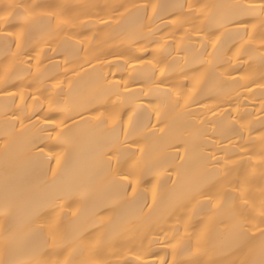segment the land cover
Returning a JSON list of instances; mask_svg holds the SVG:
<instances>
[{"label": "bare ground", "instance_id": "bare-ground-1", "mask_svg": "<svg viewBox=\"0 0 264 264\" xmlns=\"http://www.w3.org/2000/svg\"><path fill=\"white\" fill-rule=\"evenodd\" d=\"M19 2L66 5V14L76 26L59 31L55 21L33 26L24 40L26 56L18 55L13 40L5 42L0 36V225H22L23 206L42 196L53 180L50 169L56 170L55 161L34 160L26 142L29 133L22 135L16 123L19 116L30 128L25 114L42 119L48 111L46 101L53 99L79 113L66 121L73 146L62 160L57 182L70 181L88 192L79 219L65 220L72 241L68 252L78 248V235L91 240L103 233L111 242L100 257L111 264H158L160 258L171 264V245L188 238L176 221L183 210L169 215V209L180 195L185 171L193 179L198 177L202 156L227 154L239 161L234 166L237 171L254 172L253 189L264 185L259 163L264 152V89L260 87L264 47L258 38L250 46L242 42L231 31L235 25L220 30L215 25L200 26L199 21L181 26L184 13L178 7L186 2L259 5L261 0H0V6ZM133 5L159 7L154 15L151 8L145 11ZM208 11L225 10L210 7ZM243 18L256 25L257 34L264 32L260 13ZM149 105L159 106V121L155 114L149 121L144 110ZM101 113L118 118L125 127L132 117L135 132L129 139L139 141L145 164L159 178L155 205L151 191L133 198L130 191L125 194L120 185L108 181L98 153L115 133L111 120L104 125L93 119ZM149 123L156 129L154 135ZM200 131L205 136L194 135ZM184 139H189L187 154L182 147H172ZM177 151L183 160L177 158ZM200 219L194 221L197 230L203 227ZM177 227L181 231L174 234ZM210 228L214 229L209 233L211 244L200 257L204 264L243 258L233 251L225 225L214 223ZM25 231L21 228L18 238ZM4 244L5 231L0 227V253ZM28 244L24 242L21 258H26ZM88 255L87 250H77L74 258Z\"/></svg>", "mask_w": 264, "mask_h": 264}, {"label": "snow or ice", "instance_id": "snow-or-ice-1", "mask_svg": "<svg viewBox=\"0 0 264 264\" xmlns=\"http://www.w3.org/2000/svg\"><path fill=\"white\" fill-rule=\"evenodd\" d=\"M67 7L58 3L4 4L0 6V36L5 42L13 40L18 55L26 56L24 40L33 26L55 21L56 31L67 27L75 28V23L66 14ZM133 7H143L145 11L151 8L155 15L159 6L133 5ZM178 7L184 13L181 26L189 22L195 25L196 21H199V25L203 27L215 25L217 30L235 25L231 31L240 36L242 42L250 46L258 38L261 46L264 47V32L257 34L256 25L246 23L243 18L247 14L258 12L262 17L261 28H264V0H261L259 5L209 6L186 2ZM210 7L225 11L210 13L208 11ZM185 9L186 12H184ZM175 23L177 20H173V24ZM107 26L105 24V27ZM193 30L199 31L196 27ZM28 59L32 57L28 56ZM160 71L163 75V69ZM115 87H126V85H115ZM260 87L264 89V84ZM176 103L178 105L179 101ZM46 104L48 111L44 113L42 119L40 117L33 119L35 113L25 114L30 128L24 125L23 119L19 116L16 118V123H19L22 135L29 133L26 142L29 151L32 152V158L41 164H50L54 160L56 170L50 169L53 180L44 190L43 195L31 199L27 205L23 206L25 219L22 225L15 223L0 225L5 231V244L0 253V264H111V261L100 257V253L109 247L111 242L110 238L103 233L91 240H84L82 234L78 235L76 237V240L80 242L78 248L68 252L72 241H69L67 237L68 229L65 227V220L79 219L86 205L88 192L70 181L58 183L56 178L59 170H62V160L73 146V138L69 135L72 129L67 128L66 121L73 119L79 113L70 112L67 107H61L59 100H48ZM261 107L264 108V104ZM144 110L148 114L149 121L152 114L156 115L158 121L160 120L158 105L156 107L149 105ZM50 114H58L61 118L55 119ZM93 119L104 125L111 120L113 124L111 131L115 133L114 138L104 144L98 153V161L105 169L108 181L120 185L125 194L130 191L133 198L138 192L151 191L152 203L155 205L159 178L156 172L145 164V150L139 146V141L129 139L135 132L132 127V117L129 116L127 127L122 121H118V118L103 116L102 113ZM89 122L84 121L86 124ZM117 126L120 129L118 133ZM147 127L154 129L151 133L154 135L156 130L154 126L149 123ZM158 130L164 131L163 128ZM191 135L193 134H190V137ZM194 135L205 136V133L200 131ZM172 147L177 150L182 147L187 154L189 139L181 140L179 145L173 144ZM261 157L259 163L264 169V152L261 153ZM177 158L183 160L179 157L178 151ZM201 160L197 178L193 179L188 171H185V182L181 186L180 195L169 209V215L183 210L182 214L176 216V221L178 225H182L183 234L188 238L187 242L178 240L171 245V264H204L200 257L207 253L208 246L211 244L209 233L214 229H211L210 225L214 223L225 225L232 238L233 251L243 256L242 259L230 261L229 264H264V185L253 189L254 172L249 173L244 169L237 171V167L234 166H238L239 161L230 159L227 154L219 158L208 154L202 156ZM177 175L179 176V170ZM261 177L264 178V171L261 172ZM153 181L156 182L153 183ZM175 183L173 181V184ZM151 211L152 209L149 208V213ZM8 214L6 205L5 216L7 217ZM201 216L203 219H200L199 223L203 227L197 230L194 221ZM21 228L26 231L22 238H18L17 232ZM180 231L181 228L177 227L174 229V234ZM25 241H29L28 250L26 258H21ZM77 250H87L88 257L74 258ZM177 250L180 252V259H177ZM65 252L68 254L64 255ZM158 264H166V261L160 258ZM207 264H217V262L209 260Z\"/></svg>", "mask_w": 264, "mask_h": 264}]
</instances>
